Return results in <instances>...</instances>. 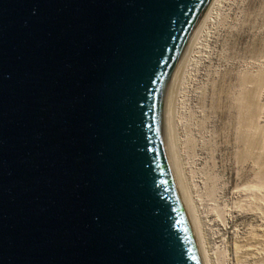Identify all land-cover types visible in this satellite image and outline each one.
<instances>
[{
    "label": "water",
    "instance_id": "water-1",
    "mask_svg": "<svg viewBox=\"0 0 264 264\" xmlns=\"http://www.w3.org/2000/svg\"><path fill=\"white\" fill-rule=\"evenodd\" d=\"M215 0H0V264H204L168 114Z\"/></svg>",
    "mask_w": 264,
    "mask_h": 264
},
{
    "label": "rangeland",
    "instance_id": "rangeland-1",
    "mask_svg": "<svg viewBox=\"0 0 264 264\" xmlns=\"http://www.w3.org/2000/svg\"><path fill=\"white\" fill-rule=\"evenodd\" d=\"M263 48L264 0H215L171 99L176 170L206 264H264V182L238 105Z\"/></svg>",
    "mask_w": 264,
    "mask_h": 264
},
{
    "label": "bare ground",
    "instance_id": "bare-ground-1",
    "mask_svg": "<svg viewBox=\"0 0 264 264\" xmlns=\"http://www.w3.org/2000/svg\"><path fill=\"white\" fill-rule=\"evenodd\" d=\"M259 55H261L260 57L264 58V48L260 51ZM184 64H185V62H184ZM184 64H183V66H184ZM183 66H182V68H183ZM182 68H181V70H182ZM242 87H243V91H242V94L240 95V99L238 101V103H239L238 105L240 106V115H241V119H240L241 129L244 133H245V131L246 132L250 131V134L253 133V135H250V137H247L246 139H244L243 142H244L245 147H247L248 152L250 154L255 155V161H256V164L258 165L259 170H260V171H258V173H259L258 179L260 180V183H263L264 182V69L257 72L256 75H253V76L251 75L249 77H245V79L242 82ZM171 128H172V125H171V120H170V108H169L168 139H169V147H170V155H171L172 165L174 168V172H175V175L177 178V182H178V185H179V188L181 191L183 201L185 203V206H186L187 212L189 214V217H190V220H191V223L193 226V230H194V233L196 236L197 235L196 231H195L196 229L194 228V225H193L194 222H192L193 220L191 219V216H190L191 214L189 212L188 206L186 205V200L184 198L185 196L183 195L187 187L186 188L184 187L185 189L182 188L181 181H179V180H181L179 178L181 175L179 176V173H178L179 169L177 168V165H176L177 157L175 158L176 155L174 154L175 153L174 135L171 132ZM244 133H242V134H244ZM251 136H252V138H251ZM178 167H179V165H178ZM176 169L178 170V172ZM258 183H259V181H258ZM260 187H261V185H260ZM258 188H259V184H258ZM186 192H187V190H186ZM197 238L198 237L196 236V239ZM202 258H203L204 263L206 264L204 257H202Z\"/></svg>",
    "mask_w": 264,
    "mask_h": 264
}]
</instances>
